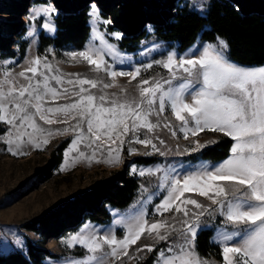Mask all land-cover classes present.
<instances>
[{
  "label": "snow or ice",
  "instance_id": "obj_1",
  "mask_svg": "<svg viewBox=\"0 0 264 264\" xmlns=\"http://www.w3.org/2000/svg\"><path fill=\"white\" fill-rule=\"evenodd\" d=\"M54 11L50 5L38 3L29 19L46 18L42 27L50 29L47 20ZM90 15L93 24L111 23L99 20L95 4ZM93 32V39L103 47L86 46L85 50L69 53L71 58L79 57L96 72H106L113 80L118 76L135 80L141 69L113 70L108 58L118 59L121 54L105 39L107 33L97 28ZM111 35L120 39L118 33ZM228 47V43L217 36L215 43L194 44L182 55L172 52L163 60L144 64L145 69L151 68L153 63L161 65L169 76L153 81L142 79L137 85L138 96H129L121 89L119 96L101 94L97 97L90 88H96L98 80L82 78L78 73L71 74L75 80L65 79L40 58L32 60L30 66L18 74L25 84H17L11 73H4V79L0 80V123L8 126L3 143L14 156L25 155V147L39 149L48 144V137L61 134L59 129L53 133L38 121L50 126L66 124L69 120L76 121L72 131L77 135L66 150V157L70 152H78V156L89 163L93 160L118 163L119 149L125 143L124 137L129 135L133 137L129 143L150 146L154 152L164 155L152 139H140L137 133L140 129L154 132L160 124L153 123L151 117H162L166 109H170L179 122V131L186 140L189 135L196 137L208 130L223 133L233 141L229 157L218 164L202 161L195 167L172 165L147 172L139 170L141 176L162 173L159 191L153 195L163 198L155 211L161 216L166 212L181 213L184 219L179 220L180 229L163 219L149 223L142 211L132 212L124 219L122 238L118 239L114 232L98 236L95 232L84 235L81 230L64 241L68 247L79 243L85 250L83 257L73 259L70 264H106L109 257L115 264L122 256L129 255V247L144 234L154 236L157 241H168L176 236L172 243L156 251L154 264H209L196 250L199 218L206 214L223 217L215 239L222 249L223 264H264V66L246 67L232 61L225 54ZM65 84L72 87H64ZM112 86L103 85L105 89ZM71 96L77 98L70 103H51ZM59 115L65 119H57ZM163 127L173 137L177 135L171 121H165ZM68 130L65 128L64 132ZM85 141L92 147L90 155L79 151V145ZM193 143L195 147L185 152L206 146L199 140ZM103 150L107 151V158L96 159L97 151ZM135 151L129 149L130 154ZM77 158L73 157V162ZM132 171L137 172L135 166ZM192 192L205 197L214 207L185 195ZM143 248L149 252L156 250L153 245Z\"/></svg>",
  "mask_w": 264,
  "mask_h": 264
},
{
  "label": "rangeland",
  "instance_id": "obj_2",
  "mask_svg": "<svg viewBox=\"0 0 264 264\" xmlns=\"http://www.w3.org/2000/svg\"><path fill=\"white\" fill-rule=\"evenodd\" d=\"M190 8L204 13L207 9L209 0H187ZM38 3L50 5L55 9L51 15L50 20L47 23L51 25L50 29L42 27L46 22V18H36L30 20L29 17L32 13L34 6ZM96 5V10L99 13L100 9L95 2L90 3L89 14L92 12V5ZM200 5H203L201 8ZM59 10L56 8L52 1L40 2L36 0H28L25 12L21 15L15 16L10 13L3 12L0 8V19L18 21L20 20L19 28L23 27L24 32L20 37L15 36L11 47L18 49L21 39L27 41L24 55L20 58L16 57H2L0 56V80L4 79V73L7 71L15 77L17 84H25L26 81L23 77H19V73L24 71L30 66V62L36 58L46 60L53 68V71L58 70V74L62 75L65 79H73L75 77L71 74L78 73L82 78L98 80L99 84L96 88H90L89 85H84L85 88H90V92L97 97L101 94H107L112 96L116 94L121 95V89H125L127 95L138 96L137 85L142 79H148L149 81L157 79H167L169 76L168 70L164 69L161 65L153 63L151 68L145 69L144 64L151 63L156 60H163L168 53L175 52L177 54H184L194 44L215 43L209 41H202L197 39L192 45L186 49L180 51L173 47L171 44L156 39L154 36H150L143 40L139 47L132 52L122 50L117 45V39L111 34L118 33L119 31H108L105 24L97 22L92 23V17L90 15V34L89 37L81 49L64 48L57 51L53 45H43L40 42V35L53 36L55 32V25L53 21L54 15ZM99 20L104 21L106 19L101 18L99 14ZM108 20V19H107ZM109 21V20H108ZM150 25H148L149 28ZM94 28H97L101 33H107L105 39L108 43L115 46L121 54L118 59L109 57V63L112 64L115 71L131 72L136 68H140V74L135 80H131L128 76H118L113 80L106 72H96L93 66L87 64L86 61L77 57L75 60L71 58L69 53L79 52L85 50L86 46H95L102 48L98 40L93 39ZM31 32V35L29 33ZM5 33V32H4ZM6 34V33H5ZM42 46V48H41ZM158 46V47H154ZM41 48V50H39ZM226 54V53H225ZM243 65V64H240ZM246 67H259L264 65H255ZM31 75V73H28ZM55 86V83L52 82ZM104 84L113 85L105 89ZM64 87H72L67 84ZM79 86H76L78 90ZM70 96V94H68ZM77 97L71 96V98H63L51 102L52 104H64L70 103ZM57 119H65L63 115L56 117ZM151 121L153 123L159 122L160 127L156 128L154 132L149 133L146 129H140L137 135L140 139L148 137L153 140V143L157 145L160 151L164 152V155H160L159 152H154L152 148L145 147L138 143H129L133 140L132 135L124 137L125 143L120 147V160L115 164H108L104 162L97 163L93 160L91 163L84 158L78 156V152H70L69 156H65L66 150H69L72 140L76 137V133L72 131V125L76 121L69 120L65 123H56L53 125H43V122L38 121L42 127L56 132L60 130L61 134H55L48 137V144L42 145L41 148L25 147L23 150L25 155H12L7 151V145L3 143L6 138L8 126L0 123L4 127V131L0 134V255L5 256L10 253L19 252L23 256L27 257V240L33 245L35 252L41 255L40 264H70L75 258L83 257L85 250L79 243H75L72 247H68L64 241L70 236L76 235L83 230L84 235H91L95 232L98 236L105 234H112L113 232L117 238L124 236L123 222L126 217L132 212L142 211L149 223L157 222L160 220H166L171 224H174L177 229H180L179 220L184 219L181 213L166 212L163 216L156 213L155 208L163 198L158 193V184L160 183L162 173L139 175V170L156 169L157 167L166 168L168 166H183L185 168L195 167L202 161L209 162L211 164H218L227 159L229 154L218 161H212L210 159L199 158L198 154L202 149L210 146L212 141H216L223 133L212 132L204 130L196 137L189 135L186 140L182 132L179 131L178 124L175 120L170 109H166L162 117L152 116ZM165 121H171L173 129L176 130L177 135L173 137L171 132L163 127ZM68 128L67 132L64 129ZM86 131V127H85ZM160 140L164 143L161 144ZM194 140H199L200 143L206 146L198 151L185 152V149H191L195 147ZM65 142L66 145L62 150L60 162L51 168V172L44 173L43 166L50 155V152L55 149L60 143ZM88 141L79 145V151H83L87 154H91L92 147L87 146ZM115 147V146H114ZM135 149V153L129 152V149ZM157 157V160L150 163H137L134 161L135 157L139 156H151ZM73 157H78L73 162ZM107 151H97L96 159H106ZM67 161V163H66ZM122 166L127 167L128 173L137 177L140 181L139 188L136 196L132 202L122 209L110 207L111 219L109 222L101 224L92 222L89 220H83L76 226L65 227L59 233L58 236L44 237L42 234L27 229L25 226L33 218L44 215L46 212L56 207L60 202L69 199L73 194L88 188L93 182L107 177L111 172L120 169ZM136 167L137 172L133 173L132 168ZM63 169V170H62ZM186 196L198 200L208 207H214L211 202L205 197H201L198 194L186 193ZM176 219L173 220L172 217ZM223 217L218 215L206 214L199 218L200 230L203 228H211L212 235L210 242H215L217 236V227L221 226ZM176 239L173 235L168 241H157L154 236L144 234L137 241L135 245L129 247L128 256H122L119 260L115 261V264H140L151 256L149 264H154L156 260V251L162 247H166ZM19 241V243H17ZM145 245L155 246V251L149 252L147 248H143ZM218 245V244H217ZM219 246V245H218ZM220 247V246H219ZM137 248H143L142 251L137 252ZM221 248V247H220ZM43 251V252H42ZM45 251V252H44ZM104 251H108L107 246L104 247ZM199 253V252H198ZM99 255V253H97ZM201 258L206 259L209 264H223L222 249L221 258L215 256H204L199 253ZM106 264H113V259L109 257Z\"/></svg>",
  "mask_w": 264,
  "mask_h": 264
},
{
  "label": "trees",
  "instance_id": "obj_3",
  "mask_svg": "<svg viewBox=\"0 0 264 264\" xmlns=\"http://www.w3.org/2000/svg\"><path fill=\"white\" fill-rule=\"evenodd\" d=\"M27 1L0 0V8L3 12L18 16L25 12ZM50 1L59 10L53 17L55 32L53 36L42 33L40 42L42 46L53 45L57 51L64 48L81 49L84 46L90 34V3L95 2L101 18L111 21L106 26L107 30L121 32L116 42L122 50L135 51L150 36L180 51L197 39L213 42L219 36L228 43L226 55L232 61L248 66L264 65V0H209L204 13L190 8L187 0ZM20 22L0 19V56L20 58L24 55L25 39H21L18 49L11 47L13 38H21L24 32L23 27L19 28ZM4 130L0 124V134ZM231 144V138L222 135L202 149L198 157L221 160L229 154ZM65 145L62 142L50 152L43 166L44 173L51 172V168L60 162ZM155 160L157 157L154 155L134 158L140 164ZM139 184V179L122 166L60 202L44 215L33 218L25 226L44 237H56L63 228L76 226L86 219L107 223L111 219L109 208L122 209L128 206L136 196ZM211 235V228L199 230L196 250L204 256L221 258V248L210 242ZM27 252V257L19 252L0 255V264H40L41 255L35 252L29 240ZM151 256L140 264H149Z\"/></svg>",
  "mask_w": 264,
  "mask_h": 264
}]
</instances>
